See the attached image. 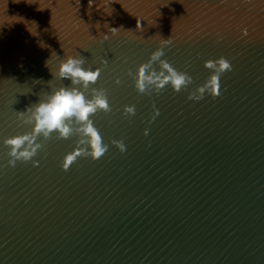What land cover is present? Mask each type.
Listing matches in <instances>:
<instances>
[{"label": "water", "instance_id": "1", "mask_svg": "<svg viewBox=\"0 0 264 264\" xmlns=\"http://www.w3.org/2000/svg\"><path fill=\"white\" fill-rule=\"evenodd\" d=\"M78 55L106 151L73 119L11 164ZM0 264H264V0H0Z\"/></svg>", "mask_w": 264, "mask_h": 264}, {"label": "clouds", "instance_id": "2", "mask_svg": "<svg viewBox=\"0 0 264 264\" xmlns=\"http://www.w3.org/2000/svg\"><path fill=\"white\" fill-rule=\"evenodd\" d=\"M163 54V50L158 49L152 54L151 59L153 61L158 60ZM84 62V58L79 55L59 59L57 71L52 72V75L55 79L68 80L70 85L52 89L50 93H45L39 102L27 106L23 112H17L19 118L33 125L34 134L5 139V144L11 146L10 156L13 157L10 161L11 164L14 165L16 160H28L35 156L37 149L41 147L36 142L39 136L47 138L54 132H58L64 138L72 135L74 129L70 127L68 122L73 119L81 125L78 129L79 133L90 138L88 142L94 157L99 158L106 151V146L103 145L101 137L89 117L98 109L108 110L109 106L102 90H93L96 94L92 99L86 97L81 91V89H87L90 84L95 83L100 75L99 69H85L83 67ZM46 65H48V61H46ZM146 67L142 66L139 69V89L141 91H144L146 83L151 84L153 82L150 76L145 75ZM164 67L168 68V65L164 64ZM228 67V63H221V70ZM172 78H174L177 88L184 83L183 77H178L175 72L172 73ZM165 79L169 78L166 77ZM116 82L119 83V80ZM128 111H132V109H128ZM79 154L77 153V155ZM67 159L72 161L74 157L69 155Z\"/></svg>", "mask_w": 264, "mask_h": 264}]
</instances>
